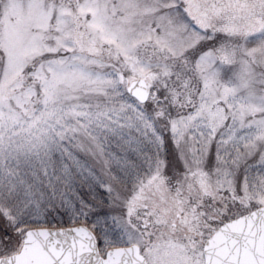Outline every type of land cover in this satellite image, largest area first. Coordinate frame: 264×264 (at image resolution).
<instances>
[{
  "label": "snow or ice",
  "instance_id": "6c2138e0",
  "mask_svg": "<svg viewBox=\"0 0 264 264\" xmlns=\"http://www.w3.org/2000/svg\"><path fill=\"white\" fill-rule=\"evenodd\" d=\"M0 264H264V0H0Z\"/></svg>",
  "mask_w": 264,
  "mask_h": 264
}]
</instances>
